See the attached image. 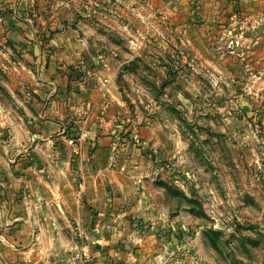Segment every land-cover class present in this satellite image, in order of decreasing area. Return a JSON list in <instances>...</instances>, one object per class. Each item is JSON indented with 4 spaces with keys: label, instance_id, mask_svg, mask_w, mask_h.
Returning a JSON list of instances; mask_svg holds the SVG:
<instances>
[{
    "label": "rangeland",
    "instance_id": "rangeland-1",
    "mask_svg": "<svg viewBox=\"0 0 264 264\" xmlns=\"http://www.w3.org/2000/svg\"><path fill=\"white\" fill-rule=\"evenodd\" d=\"M28 1L23 30L46 39L81 21L78 33L96 37L89 68L115 69L121 90L107 114L136 127L137 155L110 156L118 168L68 261L264 264V0ZM3 37L0 100L17 117L13 86L32 63Z\"/></svg>",
    "mask_w": 264,
    "mask_h": 264
},
{
    "label": "crops",
    "instance_id": "crops-1",
    "mask_svg": "<svg viewBox=\"0 0 264 264\" xmlns=\"http://www.w3.org/2000/svg\"><path fill=\"white\" fill-rule=\"evenodd\" d=\"M30 5L0 0V38H16L25 49L20 55L32 63L23 74L27 81L16 78L13 86L24 114L9 115L0 100V124L10 127V143L2 139L0 147V264H72L67 251L80 246L72 235H80L93 217L88 204L100 209L104 180L118 168L110 156L137 155L129 138L136 127L107 114L109 106L121 105V90L110 77L115 69L89 68L85 55L90 53V65L96 62V37L78 33L81 21L46 39L35 27L23 30L32 22L26 16ZM20 121L21 130L14 125ZM151 132L140 136L150 139Z\"/></svg>",
    "mask_w": 264,
    "mask_h": 264
}]
</instances>
